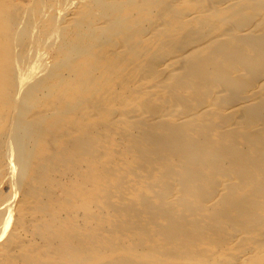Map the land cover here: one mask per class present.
<instances>
[{
    "label": "bare ground",
    "instance_id": "obj_1",
    "mask_svg": "<svg viewBox=\"0 0 264 264\" xmlns=\"http://www.w3.org/2000/svg\"><path fill=\"white\" fill-rule=\"evenodd\" d=\"M0 264H264V0H0Z\"/></svg>",
    "mask_w": 264,
    "mask_h": 264
}]
</instances>
